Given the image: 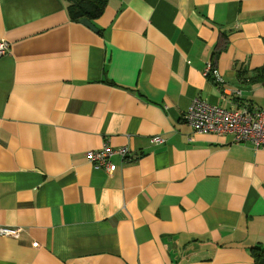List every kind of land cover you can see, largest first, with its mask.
Here are the masks:
<instances>
[{"label":"crops","instance_id":"1","mask_svg":"<svg viewBox=\"0 0 264 264\" xmlns=\"http://www.w3.org/2000/svg\"><path fill=\"white\" fill-rule=\"evenodd\" d=\"M91 22L0 0V226L21 228L0 264H255L264 147L182 117L264 108V0H107ZM104 143L133 158L94 169Z\"/></svg>","mask_w":264,"mask_h":264},{"label":"built area","instance_id":"2","mask_svg":"<svg viewBox=\"0 0 264 264\" xmlns=\"http://www.w3.org/2000/svg\"><path fill=\"white\" fill-rule=\"evenodd\" d=\"M9 45L0 41V56L8 51ZM204 75L211 77L215 84L222 83L221 77L211 63L204 69ZM183 121L197 132L229 133L235 141H248L254 147H264V108L225 109L213 105L206 100L195 97L190 102L182 117ZM155 143L163 142L160 136L153 138ZM131 149L128 147L113 148L104 143L99 149L88 150L85 157L94 168H102L107 173L116 169V164L111 157L118 155L121 162L125 163L130 157ZM20 227L0 226V235L17 238L20 236Z\"/></svg>","mask_w":264,"mask_h":264},{"label":"trees","instance_id":"3","mask_svg":"<svg viewBox=\"0 0 264 264\" xmlns=\"http://www.w3.org/2000/svg\"><path fill=\"white\" fill-rule=\"evenodd\" d=\"M67 3V13L72 21L87 18L93 21L101 16L107 0H65ZM245 71H239V76ZM251 80L254 82H264V66L251 72ZM250 253L255 264H264V248L256 245L250 247Z\"/></svg>","mask_w":264,"mask_h":264},{"label":"water","instance_id":"4","mask_svg":"<svg viewBox=\"0 0 264 264\" xmlns=\"http://www.w3.org/2000/svg\"><path fill=\"white\" fill-rule=\"evenodd\" d=\"M79 22L89 27L90 29L97 31V28L95 27V25L87 18H82L81 20H79Z\"/></svg>","mask_w":264,"mask_h":264}]
</instances>
